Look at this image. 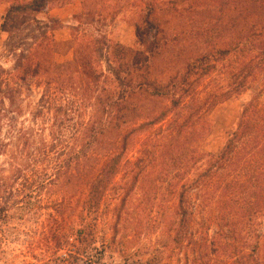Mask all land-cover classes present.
<instances>
[{
	"label": "trees",
	"instance_id": "trees-1",
	"mask_svg": "<svg viewBox=\"0 0 264 264\" xmlns=\"http://www.w3.org/2000/svg\"><path fill=\"white\" fill-rule=\"evenodd\" d=\"M51 1L56 0H13L0 24V31L7 34V55L14 60L12 73L0 65L1 97L5 96L2 87L8 89L5 77L19 84L18 89H8L11 93L35 84L43 89L34 117L51 113V131H73V141H77L76 133L81 136L78 148L71 144L67 149H55L58 139L52 131V149L40 151L34 160H48L52 178L63 186L62 192L70 199L80 197L92 178L103 188L117 170L133 165L123 160L132 125L137 124L134 130H151L168 119V127L180 137L176 141L181 149L175 156L177 175L167 185L168 191L177 195V205L174 215L158 219L167 236L157 242L158 247L165 251L173 243L179 249L186 248L184 264H264V233L260 230L264 219V0L94 3L77 16L86 26L105 21L110 11L116 15L135 7L142 21L155 31V39L144 43V51H130L119 44L109 47L105 37L91 35L86 39L85 32L75 26L71 40L64 43L72 44L73 59L62 64L51 60L58 53L51 33L62 26L56 19L45 23L34 16ZM32 23L38 32L31 28ZM22 31L27 34L22 36ZM107 49L116 56L114 66L102 59ZM175 51L180 66L173 72L170 61H165L163 78H153L156 62ZM102 62L109 76L103 74ZM76 75L80 87L75 85ZM207 77L221 85L205 99L200 85ZM246 91L252 96L243 104L241 117L223 149L218 154L204 153L199 144L206 111L220 98L235 100ZM6 96L10 94L6 92ZM61 98L69 99L63 105L58 102ZM83 100H90L86 108L93 111L86 120L79 114ZM161 100L166 107L157 113H149L142 103ZM186 129L192 130L190 138ZM112 131L119 134L111 138ZM186 137L194 150L191 166L183 154ZM20 138L27 141L25 134ZM109 165L114 166L113 172L105 171ZM171 169L165 168L166 176ZM211 225L216 231L209 236ZM223 228L228 229V236ZM72 234L70 229L68 238ZM151 248L159 259L164 258L160 249Z\"/></svg>",
	"mask_w": 264,
	"mask_h": 264
},
{
	"label": "rangeland",
	"instance_id": "rangeland-1",
	"mask_svg": "<svg viewBox=\"0 0 264 264\" xmlns=\"http://www.w3.org/2000/svg\"><path fill=\"white\" fill-rule=\"evenodd\" d=\"M12 1L0 0V24ZM109 1L56 0L48 2L43 10L35 13L39 21L48 23L53 18L62 26L51 33L58 43V53L51 56L54 63L72 61V44L64 43L71 40V28L75 26H79L82 33L85 32L86 39L91 35L96 38L105 37L109 47L119 44L130 51H144V43L155 39V31L142 21V15L135 7L124 9L116 15L110 11L105 21L94 22L92 26H86L83 18L78 20L77 16L84 13V7L94 3L107 6ZM157 19L160 21L161 18ZM30 25L36 30L35 23ZM163 27L166 29L165 25ZM25 34L27 32L22 31L21 35ZM6 40L7 34L0 31V65L7 73H12L14 60L7 55ZM103 56V61L115 65L116 56L112 50L107 49ZM161 59L163 61L159 59L156 62L157 69L153 78H163L165 61H170L173 72L180 66L176 51L164 54ZM102 71L105 76H109L104 62ZM5 78L9 81L8 89L19 88V84H15L9 76ZM74 78L75 85L80 87L78 75ZM216 85L220 86L221 83L211 77L205 78L200 85L202 97L207 99ZM20 88V93H11L7 87H2L5 96L1 97L0 94V209L5 211L0 212V264H184L186 248L182 250L170 243L164 251L157 244L167 237L158 219L174 215L177 205V195L168 191L167 185L177 175L174 173L179 163L175 156L181 149L176 141L180 137L168 127L169 120L151 130H134L137 124L132 125L128 129L132 133L128 135L123 160L127 159L133 165L126 170H117L116 175L103 188L92 178L82 188L80 197L76 195L70 199L68 194L62 192L60 182L52 178L50 162L43 157H37V161L34 158L40 151L48 152L52 149V131H55L58 139L55 149H67L71 144L78 148V138L81 136L76 133L77 141H73V131H51V113L45 112L38 119L33 115L43 88L35 84L30 88ZM6 92L10 97L6 96ZM251 96V91H246L235 100L225 101L220 98L218 103L206 111L199 144L204 153L218 154L223 149L241 117L243 104ZM66 99L69 98L58 99V102L65 105ZM89 101L83 100L79 113L85 120L93 112L86 108ZM142 103L149 113H157L166 107V102L162 100L154 104ZM191 131L185 130L189 138ZM117 133L112 131L109 137L113 138ZM22 134L26 135V142L20 138ZM185 142L183 154H186L185 159L188 166H191V153L194 150L187 137ZM164 165L165 168H172L170 176L165 175ZM112 169L114 166L111 168L109 165L105 171L113 172L115 169ZM115 189H118L117 194ZM70 229L73 234L68 238ZM260 230L264 233V219ZM215 231L213 225L207 230L209 236L214 235ZM223 231L229 235L227 228H223ZM67 243L71 244L68 246ZM151 245L163 253L162 260L154 253ZM187 253L191 256L192 252L188 250Z\"/></svg>",
	"mask_w": 264,
	"mask_h": 264
}]
</instances>
